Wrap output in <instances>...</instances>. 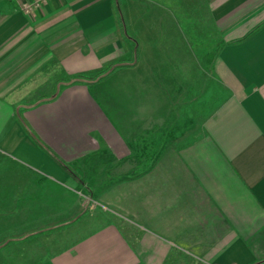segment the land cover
Segmentation results:
<instances>
[{
    "label": "crops",
    "instance_id": "0c3cea01",
    "mask_svg": "<svg viewBox=\"0 0 264 264\" xmlns=\"http://www.w3.org/2000/svg\"><path fill=\"white\" fill-rule=\"evenodd\" d=\"M24 1L0 0V219L16 225L0 221V235L49 216L33 203L52 184L85 186L106 221L20 264H264V18L220 44L210 110L195 101L192 54L162 0H45L28 12ZM246 1L260 0H202L217 21ZM132 42L135 63L105 68L104 85L65 80L17 106L13 91L35 64L87 75ZM183 99L191 127L147 145L141 123L162 122Z\"/></svg>",
    "mask_w": 264,
    "mask_h": 264
},
{
    "label": "rangeland",
    "instance_id": "374dc122",
    "mask_svg": "<svg viewBox=\"0 0 264 264\" xmlns=\"http://www.w3.org/2000/svg\"><path fill=\"white\" fill-rule=\"evenodd\" d=\"M170 1L162 0L166 6L171 7L162 11V16L175 19L177 22L179 38L185 42L192 54V64L188 59V69L193 71L194 82L198 88L195 91V101L198 99L202 103H209L211 110L222 93L212 73L214 56L223 40L242 35L254 26L251 24L264 18V0L252 4L246 1L238 12L235 14L231 12L230 15H226V18L218 21L213 19L202 0ZM147 13L149 15L148 11ZM129 44V52L114 58L109 66L114 63H135L136 45L133 42ZM102 70L103 72L106 70L105 66ZM87 76H92L88 82L98 81L104 85V73L98 75L97 72H93L88 73ZM22 77L26 80L13 91L18 95L17 106H24L27 102L51 96L61 82L73 76L65 75L55 62L49 59L35 64L31 71ZM94 87L97 90L96 86ZM164 92L167 93V91ZM188 101L187 99L179 100L176 105L170 100L171 105L165 109L167 112H164L162 122L141 123L145 126L143 139L147 145L171 144L176 139L172 137L176 131L191 127L193 116L186 110ZM82 178L83 182H88L87 177ZM41 199L43 201L33 203L34 211L44 215L49 214V216L27 219L28 225L31 224V220L33 221V229L30 232L0 235V264H20L25 259H36L41 255L57 253L106 221L105 209L99 205L97 207L90 201L89 193L83 185L72 183L62 187L52 184ZM17 220V229H20L26 219ZM0 221L3 224L2 228L6 227L8 231L14 230L13 227L16 226L12 219L2 218ZM182 263L198 264L184 261Z\"/></svg>",
    "mask_w": 264,
    "mask_h": 264
},
{
    "label": "trees",
    "instance_id": "16d2710c",
    "mask_svg": "<svg viewBox=\"0 0 264 264\" xmlns=\"http://www.w3.org/2000/svg\"><path fill=\"white\" fill-rule=\"evenodd\" d=\"M109 61H103V65L106 67L109 66ZM98 75L103 73V70L100 69L98 71H96ZM92 76H87L84 73H77L75 75H73V77H71L69 80H67V82H72V81H88ZM65 168L71 173L70 169H68V167L65 166Z\"/></svg>",
    "mask_w": 264,
    "mask_h": 264
},
{
    "label": "built area",
    "instance_id": "2783aa9c",
    "mask_svg": "<svg viewBox=\"0 0 264 264\" xmlns=\"http://www.w3.org/2000/svg\"><path fill=\"white\" fill-rule=\"evenodd\" d=\"M45 0H28L23 2V10L28 12L33 6H35L38 2H43Z\"/></svg>",
    "mask_w": 264,
    "mask_h": 264
}]
</instances>
